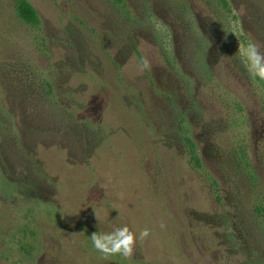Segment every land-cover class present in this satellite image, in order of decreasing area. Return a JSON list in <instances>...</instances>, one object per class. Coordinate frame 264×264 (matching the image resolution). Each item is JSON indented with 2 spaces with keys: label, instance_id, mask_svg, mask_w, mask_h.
Listing matches in <instances>:
<instances>
[{
  "label": "rangeland",
  "instance_id": "rangeland-1",
  "mask_svg": "<svg viewBox=\"0 0 264 264\" xmlns=\"http://www.w3.org/2000/svg\"><path fill=\"white\" fill-rule=\"evenodd\" d=\"M28 1L38 26L0 0V264H264V80L237 53L264 52V0ZM125 225L105 259L90 235Z\"/></svg>",
  "mask_w": 264,
  "mask_h": 264
},
{
  "label": "clouds",
  "instance_id": "clouds-1",
  "mask_svg": "<svg viewBox=\"0 0 264 264\" xmlns=\"http://www.w3.org/2000/svg\"><path fill=\"white\" fill-rule=\"evenodd\" d=\"M233 33V32H232ZM237 53L240 60L252 79L264 80V52H261L259 46L251 39L247 43L238 45ZM144 66L148 67L145 60ZM98 220V216L96 215ZM161 228L165 225L161 224ZM150 235V230L145 228L139 233L141 240L146 239ZM93 247L103 257L107 259L111 256H122L125 259H131L134 255V246L136 244V235L128 228V226L116 227L109 233L93 232L90 235Z\"/></svg>",
  "mask_w": 264,
  "mask_h": 264
},
{
  "label": "trees",
  "instance_id": "trees-1",
  "mask_svg": "<svg viewBox=\"0 0 264 264\" xmlns=\"http://www.w3.org/2000/svg\"><path fill=\"white\" fill-rule=\"evenodd\" d=\"M14 10L17 16L26 24L31 26H38L39 17L35 8L28 0H12ZM185 141L189 144L190 150V159L192 163L196 166L200 165V161L196 154L192 151V145L190 144V140L187 137H184Z\"/></svg>",
  "mask_w": 264,
  "mask_h": 264
}]
</instances>
